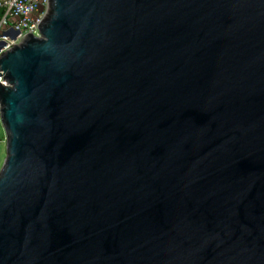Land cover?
Returning a JSON list of instances; mask_svg holds the SVG:
<instances>
[{
    "label": "water",
    "instance_id": "95a60500",
    "mask_svg": "<svg viewBox=\"0 0 264 264\" xmlns=\"http://www.w3.org/2000/svg\"><path fill=\"white\" fill-rule=\"evenodd\" d=\"M39 29L0 59V264H264V0H50Z\"/></svg>",
    "mask_w": 264,
    "mask_h": 264
},
{
    "label": "built area",
    "instance_id": "2783aa9c",
    "mask_svg": "<svg viewBox=\"0 0 264 264\" xmlns=\"http://www.w3.org/2000/svg\"><path fill=\"white\" fill-rule=\"evenodd\" d=\"M49 9L50 0H0V59L29 39L30 34L40 37L39 23L45 21ZM0 74V85L8 87L5 73Z\"/></svg>",
    "mask_w": 264,
    "mask_h": 264
},
{
    "label": "rangeland",
    "instance_id": "374dc122",
    "mask_svg": "<svg viewBox=\"0 0 264 264\" xmlns=\"http://www.w3.org/2000/svg\"><path fill=\"white\" fill-rule=\"evenodd\" d=\"M6 158V135L0 121V171Z\"/></svg>",
    "mask_w": 264,
    "mask_h": 264
}]
</instances>
